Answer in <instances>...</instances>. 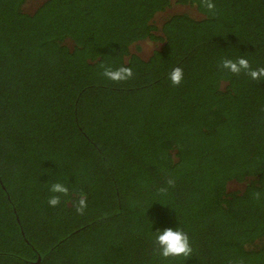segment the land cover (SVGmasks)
<instances>
[{
  "label": "trees",
  "instance_id": "1",
  "mask_svg": "<svg viewBox=\"0 0 264 264\" xmlns=\"http://www.w3.org/2000/svg\"><path fill=\"white\" fill-rule=\"evenodd\" d=\"M30 1L0 0V264H264V78L220 67H264V0H174L198 15L160 31L172 0Z\"/></svg>",
  "mask_w": 264,
  "mask_h": 264
},
{
  "label": "clouds",
  "instance_id": "2",
  "mask_svg": "<svg viewBox=\"0 0 264 264\" xmlns=\"http://www.w3.org/2000/svg\"><path fill=\"white\" fill-rule=\"evenodd\" d=\"M201 4L209 11H213L215 9V5L212 3V0H201ZM220 67L237 75L243 71L252 80L259 81L264 78V67L252 69L249 61L244 57H240L235 61L231 59H223L220 62ZM102 75L107 79L118 83L131 79L134 73L130 67L122 66L114 70L111 67L105 66ZM168 79L172 85L179 86L183 80V69L181 67H175L169 73ZM168 183L171 185L174 181L169 180ZM50 191L64 196H67L69 193L68 187L61 183L52 184ZM160 191L165 192L166 189L161 188ZM60 203L61 195H53L48 199V205L50 207L55 208ZM74 208L78 214H84V211L87 208L86 194L80 193L78 200L74 202ZM155 242L158 245L159 254L165 259L178 256L189 257L192 252L188 235L179 229L173 230L172 228H166L163 231H158Z\"/></svg>",
  "mask_w": 264,
  "mask_h": 264
},
{
  "label": "rangeland",
  "instance_id": "3",
  "mask_svg": "<svg viewBox=\"0 0 264 264\" xmlns=\"http://www.w3.org/2000/svg\"><path fill=\"white\" fill-rule=\"evenodd\" d=\"M174 0H172L173 2ZM42 2H44V0H33V1H30L29 3H27L25 5V10L26 11H33L34 9L37 8V6H39ZM192 8L189 7V6H179L177 4H175V1L174 3L167 9L165 10L164 12H160L158 14H156V16L154 17V21L157 23V25L159 26V31H160V26L162 25L163 21H164V18L166 16H169L175 12H187V13H191V15H198L197 12H193L191 10ZM157 33V32H156ZM142 48L143 50H141V52H145V53H148V54H151L153 49L155 48V43L154 41H149V42H142ZM134 47V46H133ZM132 47V50L134 51V48ZM230 185H228V188L229 190H239V189H242V187L237 184V182L235 181H231L229 183Z\"/></svg>",
  "mask_w": 264,
  "mask_h": 264
}]
</instances>
